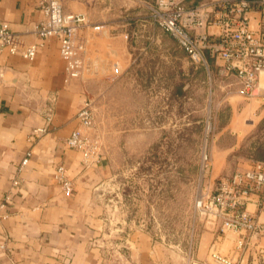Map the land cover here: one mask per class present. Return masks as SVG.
<instances>
[{"label":"crops","instance_id":"1","mask_svg":"<svg viewBox=\"0 0 264 264\" xmlns=\"http://www.w3.org/2000/svg\"><path fill=\"white\" fill-rule=\"evenodd\" d=\"M60 1L65 13H85L92 24H102L101 31L82 32L89 55L92 43L111 32L109 25L135 23L138 10L148 9L154 0ZM42 18L38 0H0V22L7 21L26 44L40 42L34 28ZM41 42L33 60L6 49L0 52V201H5L8 213L0 219V264H216L210 255L213 244L234 264H264V235L250 234L237 247L240 233L221 231L219 223L208 219L189 250L139 226L107 231L98 190L105 184L108 165L100 154L97 160L85 161L81 151L66 144L78 124L76 113L91 99L88 72L66 82L58 40ZM207 58L209 72L217 71L215 60ZM260 78L264 85V73ZM226 79L232 81V100L261 101L248 127L236 116L227 125L237 133L239 145L252 128L264 123V86L259 95L246 98L234 76ZM42 127L45 130L38 132ZM229 148L226 154L233 150ZM250 150L240 156L241 167L264 161V138ZM25 157L28 161L19 170ZM61 164L72 181L70 194L55 178ZM248 208L264 221V211H258L255 202Z\"/></svg>","mask_w":264,"mask_h":264},{"label":"rangeland","instance_id":"2","mask_svg":"<svg viewBox=\"0 0 264 264\" xmlns=\"http://www.w3.org/2000/svg\"><path fill=\"white\" fill-rule=\"evenodd\" d=\"M137 15L133 24L109 25L86 58L95 136L108 165L98 190L106 230L139 226L189 250L207 220L199 197L264 138L258 124L238 145L227 125L236 116L248 127L261 101L232 100V81L215 63L217 73L193 63L147 8Z\"/></svg>","mask_w":264,"mask_h":264},{"label":"built area","instance_id":"3","mask_svg":"<svg viewBox=\"0 0 264 264\" xmlns=\"http://www.w3.org/2000/svg\"><path fill=\"white\" fill-rule=\"evenodd\" d=\"M38 2L43 18L34 32L40 42L26 44L21 33L7 21H1L0 52L6 49L33 60L41 41L56 38L65 63V81L83 77L88 41L82 32L89 28L101 31L102 24H92L85 13H65L60 0ZM148 9L152 22L169 33L193 63L208 67L207 57H211L222 76L237 79L242 96L251 98L260 94L264 86L260 78L264 73V0H155ZM75 119L77 127L66 144L81 151L85 161L97 160L100 144L95 136L90 98L83 101ZM44 130L45 127L37 129ZM204 159L207 160L206 154ZM27 161L26 157L21 161L19 170ZM55 178L70 194L73 185L63 164L57 166ZM18 183L14 180L15 185ZM251 202L257 204L258 211H264V161L253 160L232 175L221 177L212 192L199 197L196 206L208 220L219 223L221 231L240 233L237 247H242L248 235H264V221L248 208ZM7 216L6 203L0 201V219ZM210 255L216 264H234L214 244Z\"/></svg>","mask_w":264,"mask_h":264},{"label":"trees","instance_id":"4","mask_svg":"<svg viewBox=\"0 0 264 264\" xmlns=\"http://www.w3.org/2000/svg\"><path fill=\"white\" fill-rule=\"evenodd\" d=\"M155 1V0H154ZM154 1H153V3H154ZM192 2H194V1H192ZM212 66V65H211ZM234 172H232L230 175H232ZM230 175H228V176H230Z\"/></svg>","mask_w":264,"mask_h":264}]
</instances>
